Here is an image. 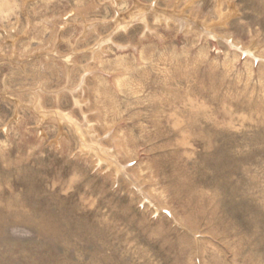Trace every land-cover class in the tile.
<instances>
[{
    "label": "rangeland",
    "instance_id": "rangeland-1",
    "mask_svg": "<svg viewBox=\"0 0 264 264\" xmlns=\"http://www.w3.org/2000/svg\"><path fill=\"white\" fill-rule=\"evenodd\" d=\"M0 264H264V0H0Z\"/></svg>",
    "mask_w": 264,
    "mask_h": 264
}]
</instances>
